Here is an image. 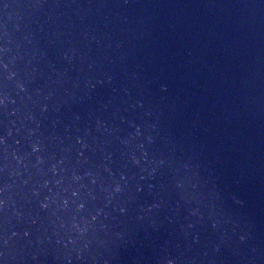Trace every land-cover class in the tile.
Wrapping results in <instances>:
<instances>
[{
    "label": "water",
    "instance_id": "water-1",
    "mask_svg": "<svg viewBox=\"0 0 264 264\" xmlns=\"http://www.w3.org/2000/svg\"><path fill=\"white\" fill-rule=\"evenodd\" d=\"M0 264H264V0H0Z\"/></svg>",
    "mask_w": 264,
    "mask_h": 264
}]
</instances>
